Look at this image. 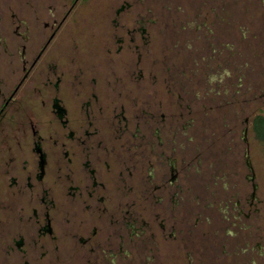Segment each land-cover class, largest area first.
Here are the masks:
<instances>
[{
  "label": "rangeland",
  "instance_id": "374dc122",
  "mask_svg": "<svg viewBox=\"0 0 264 264\" xmlns=\"http://www.w3.org/2000/svg\"><path fill=\"white\" fill-rule=\"evenodd\" d=\"M41 1L0 0V264H264V0Z\"/></svg>",
  "mask_w": 264,
  "mask_h": 264
},
{
  "label": "flooded vegetation",
  "instance_id": "af4514ba",
  "mask_svg": "<svg viewBox=\"0 0 264 264\" xmlns=\"http://www.w3.org/2000/svg\"><path fill=\"white\" fill-rule=\"evenodd\" d=\"M44 1L46 2H49L50 3V0H42L40 2V5L45 8V4H44ZM39 7V6H38ZM4 19V20H3ZM0 20H1V23L0 24V38H4L5 39V45L6 47L9 49H7L6 51V55H7V60H9V58H13L12 61H10L9 65L11 67V69H9L12 73H13V70L16 72L17 71V65L20 66V64H18L17 62H21V67H22V70L25 72H28L29 70V65H30V61H31V57L29 56V53H28V46L26 47L25 45L22 46V52L21 53H17L18 50H20L19 48L16 49L15 47V43H13V45H10V42H14V41H17L15 38V34L13 33V27L11 26L12 22L9 23V22H5V18L2 14H0ZM10 21V20H9ZM25 38V37H23ZM7 39L10 40V42L7 41ZM15 51L17 53V55H13L15 54ZM16 59V63H14ZM18 59V60H17ZM19 70V69H18ZM19 89V86L16 87L15 91H17ZM12 97H13V93L8 95L7 96V93L3 92V90L0 88V98L2 99L1 100V107H0V115L3 113L4 111V106L8 105L11 100H12ZM38 151L41 152V148L40 147H37ZM41 154V153H40ZM44 162V159H42V163Z\"/></svg>",
  "mask_w": 264,
  "mask_h": 264
},
{
  "label": "trees",
  "instance_id": "16d2710c",
  "mask_svg": "<svg viewBox=\"0 0 264 264\" xmlns=\"http://www.w3.org/2000/svg\"><path fill=\"white\" fill-rule=\"evenodd\" d=\"M252 130L255 138L264 144V114L259 113L252 120Z\"/></svg>",
  "mask_w": 264,
  "mask_h": 264
}]
</instances>
